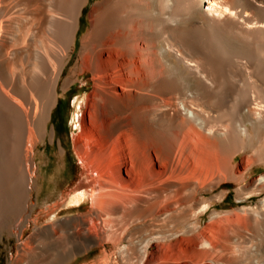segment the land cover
Returning <instances> with one entry per match:
<instances>
[{"label": "bare ground", "instance_id": "bare-ground-1", "mask_svg": "<svg viewBox=\"0 0 264 264\" xmlns=\"http://www.w3.org/2000/svg\"><path fill=\"white\" fill-rule=\"evenodd\" d=\"M91 1L0 0L10 264H264V0ZM79 81L59 191L67 150L45 149ZM223 186L262 199L218 211Z\"/></svg>", "mask_w": 264, "mask_h": 264}, {"label": "rangeland", "instance_id": "rangeland-1", "mask_svg": "<svg viewBox=\"0 0 264 264\" xmlns=\"http://www.w3.org/2000/svg\"><path fill=\"white\" fill-rule=\"evenodd\" d=\"M94 1L96 0H92L90 2L88 9L91 8V6L94 4ZM80 37L81 36L79 34L78 38L80 39ZM75 57L71 62L68 72L70 71V69L72 68L74 64ZM89 89H90V86H86L85 83L79 81L71 87V90L67 94L65 95L63 93L60 94L59 104L53 114L52 123L50 126L51 128L54 127L56 131L55 144L52 146L51 143L48 142L46 149L45 148L40 149V153L43 152V150L45 149L46 154L49 156H52L54 155L56 151L57 152L59 151V147H60L59 142H61L67 150V156H65L63 166L60 167L61 176H62V179L64 180H62V182L59 183V185L57 186V190L59 189L63 190L64 188H67L69 192L70 191L72 192L73 188L76 185L75 183L78 182V180L80 179L79 176L76 177L77 169H76L75 162L71 154L70 141H71V136L73 132L71 128L72 127L71 124H72V118H73L74 112L76 110V105H75L76 99L78 98L82 99L83 97H85L86 94L89 92ZM261 173H263V169L257 170L255 174L253 175V177L258 176ZM221 190H228L231 192L226 199V203H221L218 201L215 202L217 204L216 210L222 211V212L233 210L241 205L255 207L260 203L259 201L262 199V197H264L263 195L262 197H256L252 202L239 203L237 202L238 200L235 199V193H234L235 187L234 186H223ZM69 192H67V195ZM42 198L46 199L47 197L43 196ZM28 234L29 232L26 231L25 237H27ZM15 248H16V245H15L14 240L7 238V236H4L3 241L0 242V264H10L12 256L14 255ZM17 255H19L18 254V244H17ZM18 257L19 256H17V260H18Z\"/></svg>", "mask_w": 264, "mask_h": 264}]
</instances>
